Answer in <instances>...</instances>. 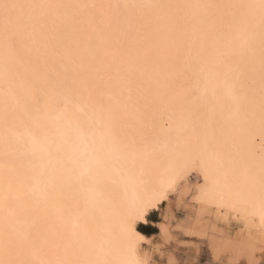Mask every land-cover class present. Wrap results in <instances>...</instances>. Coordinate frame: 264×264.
Here are the masks:
<instances>
[{
    "label": "snow or ice",
    "instance_id": "snow-or-ice-1",
    "mask_svg": "<svg viewBox=\"0 0 264 264\" xmlns=\"http://www.w3.org/2000/svg\"><path fill=\"white\" fill-rule=\"evenodd\" d=\"M164 202L264 264V0H0V264H157Z\"/></svg>",
    "mask_w": 264,
    "mask_h": 264
},
{
    "label": "rangeland",
    "instance_id": "rangeland-1",
    "mask_svg": "<svg viewBox=\"0 0 264 264\" xmlns=\"http://www.w3.org/2000/svg\"><path fill=\"white\" fill-rule=\"evenodd\" d=\"M174 204L176 203L174 202ZM182 208L183 207L181 206L177 209L175 206H173L171 209L172 212L167 223L170 237L167 241L161 240V238L157 235V229L154 223L162 220L159 213H153L149 219L151 222L140 228L141 232L144 231L146 233H144L145 235L151 236V241H154L156 244H158L160 252H156L155 260L158 262V264H166L168 261L167 259L172 256L177 264H188V262H190L189 264H211L210 253L209 251H206L212 247L211 240L208 237L202 241H198L196 238L195 240L193 237H187V235H184L182 230L179 229L183 218L180 213ZM223 228L225 232H228L231 229V227ZM200 245L202 248L199 249L200 252L198 253L197 249Z\"/></svg>",
    "mask_w": 264,
    "mask_h": 264
},
{
    "label": "bare ground",
    "instance_id": "bare-ground-1",
    "mask_svg": "<svg viewBox=\"0 0 264 264\" xmlns=\"http://www.w3.org/2000/svg\"><path fill=\"white\" fill-rule=\"evenodd\" d=\"M175 2H184V0H175ZM188 2H196V0H188ZM203 2V0H202ZM215 2H226V0H215ZM173 206H175L177 209L179 207H181L179 204H172L171 206H169V204L167 202H164V205L162 208L158 207L154 210H150V212L147 214V218H146V221H141V222H138L137 224V230L140 232L141 235L145 236L147 238V240L151 241V236H148V235H145L144 233L141 232L140 228L146 224H148L149 222V219H150V216L153 214V213H159L161 215V218L162 220L160 221H157L155 222V226H156V229H157V235L161 238V240L163 241H167L170 237L169 235V230H168V221H169V217L171 215V209L173 208ZM181 213V216L183 217L182 218V221L180 223V228L182 230V233L184 235H187L190 236V237H193L194 239L196 238L198 241H202V240H205L206 236H203L201 234H188V228H189V225H192L195 223V220H194V216H195V213L194 211L191 209V208H188V207H183L182 210L180 211ZM211 220H212V225L214 227H218L219 229L221 230H224L223 227H231L230 231L233 235H235V232L239 229V225L235 222V221H232L231 223L229 222H226V221H219L218 224H217V221H216V218L215 216L213 215L211 217ZM177 226V225H176ZM163 228H166L167 229V236H165L161 229ZM156 235V234H155ZM195 239V240H196ZM154 247H158V244L154 243L153 245ZM159 248V247H158ZM201 245L198 247L197 251L198 253L200 252L199 249H201ZM188 250V249H187ZM197 251H196V254H197ZM206 251H209L210 253V260H211V264H215V257L213 255V252H212V247H210L208 250ZM160 252V250L158 251V253ZM188 252V251H187ZM161 256V254H160ZM188 256V255H187ZM198 257V256H197ZM155 259V257H154ZM168 260V261H167ZM166 261V264H170V261H175V259L171 256L167 259ZM187 260V259H186ZM157 262V261H156ZM188 262V261H186ZM190 262H188L189 264ZM158 264V262H157ZM187 264V263H185Z\"/></svg>",
    "mask_w": 264,
    "mask_h": 264
},
{
    "label": "trees",
    "instance_id": "trees-1",
    "mask_svg": "<svg viewBox=\"0 0 264 264\" xmlns=\"http://www.w3.org/2000/svg\"><path fill=\"white\" fill-rule=\"evenodd\" d=\"M143 233H145L144 231H142ZM146 234V233H145Z\"/></svg>",
    "mask_w": 264,
    "mask_h": 264
}]
</instances>
